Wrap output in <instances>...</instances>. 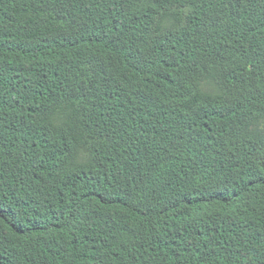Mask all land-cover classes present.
Listing matches in <instances>:
<instances>
[{"label":"trees","instance_id":"obj_1","mask_svg":"<svg viewBox=\"0 0 264 264\" xmlns=\"http://www.w3.org/2000/svg\"><path fill=\"white\" fill-rule=\"evenodd\" d=\"M0 264H264V0H0Z\"/></svg>","mask_w":264,"mask_h":264}]
</instances>
